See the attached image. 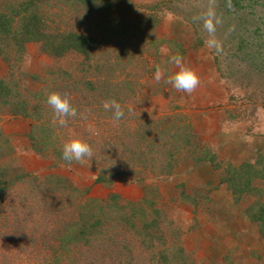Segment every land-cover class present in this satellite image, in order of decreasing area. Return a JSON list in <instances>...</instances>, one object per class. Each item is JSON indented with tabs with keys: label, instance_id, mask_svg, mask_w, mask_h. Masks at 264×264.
<instances>
[{
	"label": "rangeland",
	"instance_id": "1",
	"mask_svg": "<svg viewBox=\"0 0 264 264\" xmlns=\"http://www.w3.org/2000/svg\"><path fill=\"white\" fill-rule=\"evenodd\" d=\"M14 1L27 0H0V10ZM36 4L50 28L87 35L97 45L88 59L74 53L56 58L46 54L37 42L27 43L22 54L6 50L0 56V79L16 87L20 99L42 109L39 122H56L54 126L61 127L56 128L54 148L41 154L31 147V121L0 113V134L8 142L0 139V170L5 171L4 186L8 188L0 197V264H50L54 250L61 253L58 263L70 264L75 250L68 257L61 251L54 210L48 207L55 198L54 204L59 206L66 197L63 195L70 194L68 188L77 192L88 189L85 196H68L74 204L84 198L103 202L114 193L118 206L127 213L132 206L135 212L150 209L141 201L145 195L155 200V207L161 211L163 241H156L152 249L172 257L167 264H194L184 239L193 228L190 215L203 209L208 195L191 188L190 183L173 184L177 174L191 163L189 153L179 154L178 161H182L164 181L147 177L142 185L129 183L124 172L107 185L94 183L95 169L90 160L56 165L55 151L62 150L72 138L91 141L95 146L96 140L125 136L127 124L132 128L137 117L155 119L175 108L190 124L191 114L197 112L212 124L223 117L242 123L256 136H264V0H95L89 7L69 0H40ZM205 24H210L214 32L209 33ZM209 39H215L219 50L207 46ZM177 55L189 59L182 62L199 78L190 94L165 83L177 71L169 63V58ZM208 57L212 63L206 61ZM157 66L163 70L159 82L154 79ZM86 80L102 84L99 92L107 99L97 96L96 107L83 101L77 91ZM48 87H52L51 93L62 96L77 89L70 95L73 99L67 98L79 110L65 117L63 126L47 103ZM110 98L125 108L129 122L127 118L123 124L109 118L112 112L108 113L103 104ZM211 102L225 111H215V105H208ZM196 140L201 141L198 137ZM256 162L264 164V155H259ZM17 175L28 177L20 179ZM260 187L264 188V183ZM249 196L252 198L244 197L238 203L264 202L260 192ZM66 210L74 211V206ZM112 213L111 226L117 227L112 231L114 238L123 237L125 242L118 241L119 249L112 251L107 246L110 242L99 237L104 242L95 241L98 252H81L83 259L76 264H128L127 241L136 239L123 224L115 222L119 214ZM178 248H182V255ZM142 254L144 257L132 260V264H165L163 260L156 262L157 256L150 259Z\"/></svg>",
	"mask_w": 264,
	"mask_h": 264
},
{
	"label": "trees",
	"instance_id": "2",
	"mask_svg": "<svg viewBox=\"0 0 264 264\" xmlns=\"http://www.w3.org/2000/svg\"><path fill=\"white\" fill-rule=\"evenodd\" d=\"M36 1L40 0L14 1L4 7L3 10H0V56L4 55L6 50H12L16 55L22 54L27 43L37 42L46 54L53 57L60 58L68 53H74L83 55L88 59L97 42L78 32L50 28L43 20ZM69 1L78 2L89 7L95 0ZM99 84L98 82L86 80L81 84L82 89L80 91L72 89L69 91L71 94H68V91L64 93L70 97L77 90L80 92V98L83 101L96 107L95 99L97 96H102L99 92L102 84L101 86ZM15 88H12L7 81L0 79V113L8 112L13 117H22L31 121L32 131L29 137L32 143L31 147L36 152L42 154L49 148H54V141L57 136L56 128L61 127L54 126L56 122L46 123L45 120L42 123L39 122L43 115L42 109L38 106H30L29 102L20 99L18 93L15 92ZM48 88L50 94L53 89L52 87ZM70 99L73 98L70 97ZM87 99L93 101V104L88 102ZM102 99L107 98L102 96L100 100ZM112 99L109 100L112 101ZM73 108L76 112L79 110L77 105ZM123 110L126 113L125 108ZM173 110L175 111L155 119L137 117L132 128L127 124V134L125 136L112 138V140L108 138L96 140L97 144L95 146L91 141H84L90 145L93 153L91 162L95 169L94 183L111 185L124 172L127 173V182L129 183L142 185L147 177L164 181L174 173L182 161H178L179 154L189 153L188 161L193 164L207 162L215 170H224L225 175H222L221 181L227 185L234 201H237L236 203L242 195L258 192L252 182L255 179L264 180V164L260 165L256 162L254 164L242 163L239 166L229 164L223 166L221 162H217L215 155L207 145L196 140L188 119L180 115L177 108ZM109 115L112 117V114ZM128 115L127 112V117L124 114L121 118L122 124L126 118L129 122L128 120L131 118ZM110 116L109 118L112 119ZM56 117L58 116L56 115ZM0 139L2 143H8L1 134ZM55 155L56 165L80 163L64 161L60 149H57V152L55 151ZM4 172L0 170V197L8 189L4 186L6 183ZM17 176L20 179L28 177L27 175ZM47 181L54 186L59 184L55 180ZM87 190L77 192L78 190L75 188H68L70 194L77 193L81 197L86 195ZM63 196L66 197H62L63 200L59 206H55V198L48 207L54 210L53 217L56 219L54 221L58 224L56 241L61 247V251L68 257L71 251L75 250L73 260L69 259L70 264L79 263L83 259L80 255L81 252L83 254L84 251H88L91 255L96 254L98 247L97 243L95 245V241L99 242L100 238H105L110 242V244L107 243V246L111 247L109 250L112 251L116 248L119 249L118 241L125 242V240H122L125 239L123 237L120 239L114 238L115 234L112 231L116 230L117 227H112V220H109L113 211L119 214V220L115 222L123 224L126 227L125 230L136 239V242L133 240L127 241L128 264H132V260L136 261L137 258L144 257L142 253L150 259L157 256L155 257L156 262L163 260L167 264L171 260L172 257H169L166 253L157 254L152 249L156 241H163L160 229L161 211L155 207V200L153 201L145 195L141 201L143 204H147L150 209H140L135 212L136 208L132 206L128 209L131 212L130 214V212H124L123 207L118 206V196L114 193H111L109 198L103 202L84 198L75 204L67 195ZM72 206H74V211L66 210L67 208L71 209ZM61 211H64V213H61ZM245 213L252 222L259 226L261 235L264 236V203L259 200L254 201L245 209ZM107 226H110V228ZM177 252L182 255V248H178ZM91 255L89 258H91ZM60 256V251L54 250L49 263L60 264L58 263ZM182 258L184 261L185 257ZM82 263L88 264L87 262Z\"/></svg>",
	"mask_w": 264,
	"mask_h": 264
},
{
	"label": "crops",
	"instance_id": "3",
	"mask_svg": "<svg viewBox=\"0 0 264 264\" xmlns=\"http://www.w3.org/2000/svg\"><path fill=\"white\" fill-rule=\"evenodd\" d=\"M183 60L189 61L187 57ZM206 61L212 63L210 57ZM210 77L214 79L213 74ZM217 104L211 102L208 105H215L214 110L223 113L225 110ZM194 114L190 120L192 132L211 149L217 162L232 166L254 164L259 155H264V136H256L242 123L221 117L212 124L202 113ZM224 173L223 169L215 170L209 163L201 162L189 163L181 174H177L178 180L173 184L187 186L190 183L191 188L208 195L203 209L195 210L193 217L190 215L193 228L184 239L185 249L194 264H264V236L245 213L249 204L236 203L227 185L221 181ZM263 183L262 179L252 182L262 197L264 188L260 186ZM244 197L251 196L242 195L240 200Z\"/></svg>",
	"mask_w": 264,
	"mask_h": 264
},
{
	"label": "clouds",
	"instance_id": "4",
	"mask_svg": "<svg viewBox=\"0 0 264 264\" xmlns=\"http://www.w3.org/2000/svg\"><path fill=\"white\" fill-rule=\"evenodd\" d=\"M205 28L209 33L214 32V28L210 24H205ZM207 46L210 48H217L219 50V45L215 39H209ZM169 63H172L176 66L177 71L173 72L165 80L166 84H171L172 87L180 92L190 94L195 90L199 84V78L194 70L186 66L182 62L180 56H173L169 58ZM163 76V70L157 66L154 73V79L159 82ZM47 103L51 106L54 113L60 118L59 123L61 126L65 124V117L74 116L76 114L75 109L71 106L67 96H62L59 93L53 92L47 96ZM103 107L106 111L112 112L113 122H119L124 116V110L121 105L115 101H106L103 104ZM131 111V109H129ZM85 158H88L90 161L93 158L92 149L88 143L78 139L72 138L68 140L62 148V159L68 163L73 161L82 162Z\"/></svg>",
	"mask_w": 264,
	"mask_h": 264
}]
</instances>
